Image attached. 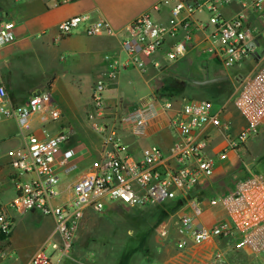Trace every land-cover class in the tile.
<instances>
[{"label": "built area", "instance_id": "2783aa9c", "mask_svg": "<svg viewBox=\"0 0 264 264\" xmlns=\"http://www.w3.org/2000/svg\"><path fill=\"white\" fill-rule=\"evenodd\" d=\"M75 1L53 0L56 6ZM230 2L165 0L155 10L170 6L166 24H155L150 15L145 14L127 28L128 37L122 44L126 60L121 67L145 73L147 61L159 53L169 39H174V43L166 56L169 61L177 62L195 47L197 31H209L204 38L206 53L224 71L252 64L246 75L237 74L234 78L235 107L246 120L245 131L231 139L230 125L223 119L226 106L155 92L147 102L124 112L119 125L121 131L140 137L156 124L168 121L169 128L178 136L169 150L150 146L135 155L122 137L119 138L116 127L94 125L102 137L100 156L75 183L71 199L62 206L52 204L60 182L56 167L76 170L77 166L70 162L75 153L67 150L62 158L58 157L66 140L64 134L45 139L29 134L26 148L10 162L17 176L12 181L16 196L8 204L0 201V239L2 236L7 239L12 233L15 215L35 210L53 217L55 227L50 237L29 264H58L53 261L54 255H59L60 259L71 258L86 211L101 213L114 204L131 208L173 201L181 204L183 211L177 223V248L181 252L234 240L235 243L229 245L230 252L240 250L253 256L264 253V172L240 181L234 190L219 199L209 197L204 201L200 197L203 187L215 174L214 160L207 155L212 143L208 129L211 127L221 133L227 140V149L234 151L254 136L264 122V0H241L242 11L227 18L220 7ZM202 13L207 15L206 22L197 19ZM254 18L260 26L252 23ZM82 26L90 37L114 34L103 18L94 19L89 14L63 21L57 31L63 39ZM15 29L13 22L0 23V47L15 42ZM119 66V60H113L112 71L102 74L93 87L91 107L97 114L105 111L104 94ZM39 113H49L53 122L62 118L53 105L51 90L34 92L24 104L14 105L6 90L0 87V118L23 121ZM24 176L31 178L25 182L20 178ZM214 208H220L221 217L206 220L207 213ZM2 247L0 264L11 255L7 243L2 242ZM49 249L52 254L48 253ZM225 261V251L220 249L212 251L207 258L210 264Z\"/></svg>", "mask_w": 264, "mask_h": 264}, {"label": "crops", "instance_id": "0c3cea01", "mask_svg": "<svg viewBox=\"0 0 264 264\" xmlns=\"http://www.w3.org/2000/svg\"><path fill=\"white\" fill-rule=\"evenodd\" d=\"M164 1L77 0L56 6L53 0H0V23L16 24L15 42L0 47V87L6 90L14 105L24 104L34 92L51 90L53 105L62 115L55 122L50 119L49 113H39L23 121L0 118V196L3 197L0 201L3 204L10 203L16 196L15 191L13 198H6L4 187L8 181L13 185L12 181L17 177L10 162L26 148L29 134L40 139L64 134L66 140L58 157L62 158L63 152L67 150L75 153L70 162L77 166L76 170L56 167L60 182L57 186L58 195L52 201L53 206H62L71 199L75 183L98 160L102 150V137L95 131L94 125L116 127L119 138L122 137L130 150L135 147V151L131 150L135 155L150 146L168 151L177 140L178 136L169 128L168 121L156 124L140 137L121 131L119 125L124 112L147 102L153 93L169 87L171 82L167 80L172 78L170 74L174 71L205 79L207 74L213 78L222 70L218 63L217 67L210 70L207 62L201 58V53L207 54L204 38L209 31H197L195 47L177 62L169 61L166 56L174 43V39H169L162 50L147 61L145 73L132 67H121V63L126 60L122 44L128 37L127 28L145 14H149L150 20L155 24H166L170 18V6L163 5L160 10H155ZM242 9L241 0H231L220 7V12L224 17L232 18ZM83 14H89L94 19L103 18L114 34L90 37L84 33L82 26L72 35L61 39L57 31L58 25ZM197 19L206 22L207 15L198 14ZM252 23L260 26L256 18L252 19ZM113 60H119V70L104 94L105 111L97 114L91 107L93 87L102 74L112 71ZM251 66L252 64L237 66L233 70L244 76ZM229 80H232L231 75ZM227 112L228 110L223 119L229 125L234 122L238 124L235 134L238 135L245 124L242 118L232 119L227 116ZM261 126H264V122ZM208 132L213 143V135L218 132L211 127ZM230 132L233 133V130ZM211 154L207 153L214 160L215 174L203 187L204 193L212 191V183L220 182L218 176L223 172L221 161L225 157H232L234 153L227 149L226 140ZM20 178L26 182L31 177ZM115 206L116 204L109 208ZM91 213L92 211H86L82 222ZM21 216L25 218L20 219L19 227L15 226L18 217L15 215L12 233L7 239H0V249H3L2 242L7 243V249L11 253L9 258L2 261L3 264H29L55 227L53 217L43 216L35 210ZM220 217L221 212L214 208L210 209L207 219L213 221ZM204 258L206 259V255L201 254L198 247H193L178 253L170 263L166 261L163 264H201ZM56 262L63 264V259L59 258Z\"/></svg>", "mask_w": 264, "mask_h": 264}, {"label": "rangeland", "instance_id": "374dc122", "mask_svg": "<svg viewBox=\"0 0 264 264\" xmlns=\"http://www.w3.org/2000/svg\"><path fill=\"white\" fill-rule=\"evenodd\" d=\"M200 55L203 61L207 62L210 70L218 66L210 55L203 53ZM251 68L252 66L248 69ZM178 74L187 76L180 72ZM226 75H231L232 80L204 87L174 77L167 82H171L169 89L180 99L206 101L217 106H226L227 116L232 119L242 118L235 107L234 78L237 72L233 69L229 72L222 69L216 77ZM202 76L204 78V75L200 77ZM188 77L197 78L196 75H188ZM242 120L245 125L238 135H235L238 124L234 122L230 125V130H233L230 134L231 139L237 138L247 128L246 120L244 118ZM213 139V143L207 149L209 155L226 142L225 137L220 133H215ZM131 150L136 149L132 147ZM229 151L234 154L232 157L222 159L223 172L218 176L221 179L220 182L212 183V191L200 195L202 200L206 201L209 197L219 199L222 195L234 190L240 181L252 174L264 172V126H259L255 135L246 143L239 145L237 150ZM6 184L4 196L13 198L15 195L13 185L9 181ZM0 200L2 201L3 197L0 196ZM181 207V204L169 201L131 208L116 205L101 213L92 212L81 223L71 258L63 259V264H163L166 261L170 263L178 253H183L177 248L179 238L177 223L183 213ZM215 209L219 211L220 208ZM207 217L208 215L205 217L206 220ZM23 218L25 217H17L16 228L19 227L20 219ZM234 243V240L219 241L212 245L198 247L200 253L206 255V259L204 258L201 264H210L207 258L215 249L225 251L224 264H264V253L253 256L240 250L230 252L229 245ZM48 253L52 254L50 249ZM59 258V255H54L53 261L56 262Z\"/></svg>", "mask_w": 264, "mask_h": 264}, {"label": "water", "instance_id": "95a60500", "mask_svg": "<svg viewBox=\"0 0 264 264\" xmlns=\"http://www.w3.org/2000/svg\"><path fill=\"white\" fill-rule=\"evenodd\" d=\"M173 77L175 78H179L180 80H183V81H186V82H190L194 85H197V86H209V85H213V84H216V83H219V82H223V81H226L229 79V76H220V77H213L211 78L209 76V74H207L206 78L203 79V80H198V79H191L190 77L188 76H183V75H180V74H177V73H172L171 74Z\"/></svg>", "mask_w": 264, "mask_h": 264}, {"label": "trees", "instance_id": "16d2710c", "mask_svg": "<svg viewBox=\"0 0 264 264\" xmlns=\"http://www.w3.org/2000/svg\"><path fill=\"white\" fill-rule=\"evenodd\" d=\"M173 73H176V72H173ZM172 74V73H171ZM170 74V75H171ZM178 74V73H177ZM171 77H173L172 75H171ZM175 78V77H174ZM191 79H196V78H191ZM210 86V85H209ZM157 92H159V93H161V94H164V95H167V96H170V97H174V98H178V96L176 95V94H174L173 93V91L171 90V89H169V87H167V88H163L162 90H160V91H157ZM2 238H5L4 236H2Z\"/></svg>", "mask_w": 264, "mask_h": 264}, {"label": "flooded vegetation", "instance_id": "af4514ba", "mask_svg": "<svg viewBox=\"0 0 264 264\" xmlns=\"http://www.w3.org/2000/svg\"><path fill=\"white\" fill-rule=\"evenodd\" d=\"M229 80V79H228ZM228 80H226V81H228Z\"/></svg>", "mask_w": 264, "mask_h": 264}]
</instances>
